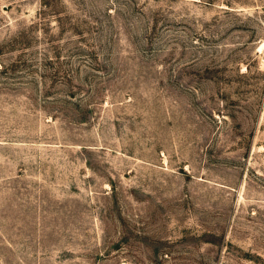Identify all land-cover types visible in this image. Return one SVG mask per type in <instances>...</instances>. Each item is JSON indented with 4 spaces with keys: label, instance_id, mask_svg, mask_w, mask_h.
Returning a JSON list of instances; mask_svg holds the SVG:
<instances>
[{
    "label": "rangeland",
    "instance_id": "374dc122",
    "mask_svg": "<svg viewBox=\"0 0 264 264\" xmlns=\"http://www.w3.org/2000/svg\"><path fill=\"white\" fill-rule=\"evenodd\" d=\"M0 264H264V0H0Z\"/></svg>",
    "mask_w": 264,
    "mask_h": 264
},
{
    "label": "bare ground",
    "instance_id": "6f19581e",
    "mask_svg": "<svg viewBox=\"0 0 264 264\" xmlns=\"http://www.w3.org/2000/svg\"><path fill=\"white\" fill-rule=\"evenodd\" d=\"M263 46V45H262ZM260 50H261V48H260Z\"/></svg>",
    "mask_w": 264,
    "mask_h": 264
}]
</instances>
